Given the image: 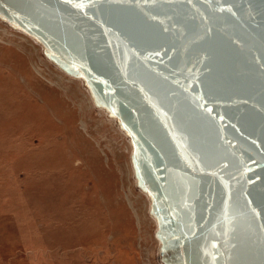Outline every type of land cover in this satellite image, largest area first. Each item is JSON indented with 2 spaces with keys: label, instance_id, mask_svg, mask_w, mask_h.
Instances as JSON below:
<instances>
[{
  "label": "water",
  "instance_id": "1",
  "mask_svg": "<svg viewBox=\"0 0 264 264\" xmlns=\"http://www.w3.org/2000/svg\"><path fill=\"white\" fill-rule=\"evenodd\" d=\"M130 146L160 264H264V0H0Z\"/></svg>",
  "mask_w": 264,
  "mask_h": 264
},
{
  "label": "rangeland",
  "instance_id": "2",
  "mask_svg": "<svg viewBox=\"0 0 264 264\" xmlns=\"http://www.w3.org/2000/svg\"><path fill=\"white\" fill-rule=\"evenodd\" d=\"M126 137L0 22V264H160Z\"/></svg>",
  "mask_w": 264,
  "mask_h": 264
}]
</instances>
